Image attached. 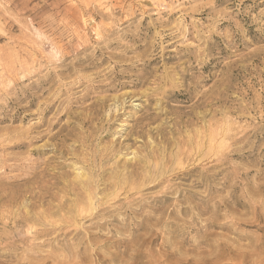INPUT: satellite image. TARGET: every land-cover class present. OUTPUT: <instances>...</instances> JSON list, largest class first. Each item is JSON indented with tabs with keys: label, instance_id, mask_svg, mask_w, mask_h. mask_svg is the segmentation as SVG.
<instances>
[{
	"label": "rangeland",
	"instance_id": "374dc122",
	"mask_svg": "<svg viewBox=\"0 0 264 264\" xmlns=\"http://www.w3.org/2000/svg\"><path fill=\"white\" fill-rule=\"evenodd\" d=\"M0 264H264V0H0Z\"/></svg>",
	"mask_w": 264,
	"mask_h": 264
}]
</instances>
